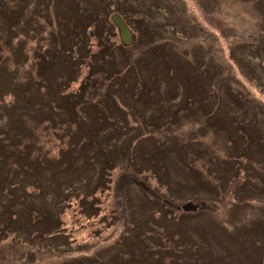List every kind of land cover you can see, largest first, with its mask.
<instances>
[{
	"label": "rangeland",
	"instance_id": "rangeland-1",
	"mask_svg": "<svg viewBox=\"0 0 264 264\" xmlns=\"http://www.w3.org/2000/svg\"><path fill=\"white\" fill-rule=\"evenodd\" d=\"M13 1L0 0L1 25L22 14ZM26 1L34 14L27 13L25 24L11 23L19 22L17 33L0 28V65L7 69L0 67V133L14 145L0 159V178L7 177L0 223L8 221L6 232L0 228V264H264V0H104L116 2L109 12L117 6L141 35L138 85L131 84L132 95L115 98L104 96L100 82L88 94L94 102L71 104L67 96L86 91L80 84L88 83L89 61L78 76L66 73L72 83L63 91L71 94L61 92L66 83L55 74L65 77L68 57L51 66L36 61L69 36L57 39L61 25L58 32L44 14L45 0ZM66 1L65 13L81 23L86 1L107 6ZM92 44L95 52V39ZM36 69L42 88L30 84ZM132 111L149 127L166 116L171 121L174 111L182 116L176 127L156 129L136 147L132 132L113 144L116 128L134 124ZM50 112L57 118L52 123ZM87 123L99 139L93 136V153L123 152L108 155L112 165L92 166ZM187 201L204 205L184 212ZM39 212L60 215L68 249L48 233L57 221L44 222Z\"/></svg>",
	"mask_w": 264,
	"mask_h": 264
},
{
	"label": "trees",
	"instance_id": "trees-1",
	"mask_svg": "<svg viewBox=\"0 0 264 264\" xmlns=\"http://www.w3.org/2000/svg\"><path fill=\"white\" fill-rule=\"evenodd\" d=\"M119 1H117V3H119ZM13 2H17V1L14 0ZM38 2H40V1H38ZM60 2L66 4V9L64 11H62L60 9V7H61ZM104 2H106V4H107V6H105V7L101 6V4H94L93 2L90 4V1H86V4H88L87 7L89 8V10L86 13V18L83 20V23H81L80 17H76L72 20L65 13V11L68 9V5H67L68 2L66 0H45L42 4L43 8L45 9L44 14L47 13L46 15L50 18L51 22L55 24L58 32H59V27L61 25L62 31L59 32L57 39L61 40L63 36L68 35L69 40H70V42H68L67 44H64L61 42H60V44L58 43L59 44V45H57L58 48H54V47L48 48L47 47L41 53L39 52V55H38L37 61H36L39 63H44L45 66H47V65L51 66L55 62H58V61L63 63V61H64L63 56L68 57L65 59V62H66V67H65L66 71L64 74L65 77H62L63 74L58 73V72L55 74V77L58 75L57 76L58 80L60 82H62V84H63V82L66 83V84H63V89L61 92H65L68 95L71 94V92L63 91L68 86H70L69 84L72 83V80L70 82H68V80H67L68 75L66 73H68L69 70H71V72L73 70L74 73H75V71H77V76H78L80 66L85 65L87 60L89 61L88 73L90 74L89 75L90 77L87 76L88 77V83L86 80L84 82V84H82V83L80 84V87H85L86 91L80 92L77 96L74 97V99L67 96L66 98H68L69 101L68 100L67 101L69 102V104H71L72 102L75 103L76 101H79V100H82V102L85 100L86 103L90 100H92L94 102L93 99L88 97V94L91 92H94V91H99V90H95L94 88L95 87L98 88V85L100 82H102L101 84L104 87H106L105 90H107L104 92V96L105 97H107V96L108 97H114L115 96V98L120 93H123L122 94L123 96H126L128 94L132 95V93L130 92L131 84H132V88H135L138 85V81L135 79L134 74H135V68L139 70L141 68V64L138 62V56L135 55V51H137L139 49L138 43H139V40L141 38V35L140 34L138 35L136 33V31L133 30L134 35H135L134 43L136 42L134 45L132 44L133 47L135 46L134 47V54H132V52L130 51L131 46H126L125 44H123L121 42V40H119V43H118V39H117V37L119 35L118 28L115 25V23L113 22L111 15L113 12H119L124 17V14L122 13L121 10L117 9V6H114V8H113L114 10L109 12V10H111L112 5H114V3H116V2H114V1H111V2L104 1ZM17 3H18V9H16V10L14 9V11L17 12L18 10L21 9L23 12H22V14H20L19 12L16 13V19L15 20L18 21V19H20V20H22V23L25 24V20H27V13L30 11L31 15L34 14V5L32 2H27L26 0L25 1L19 0ZM0 4L2 7L5 8V6L1 2H0ZM129 6H131V4H129ZM106 9H108V10H106ZM125 9H128V8H125ZM8 10L10 11V8H8ZM24 11L26 12L25 17H23L25 15ZM15 20H9L8 22H5L2 25L0 24V28L4 27L8 33L15 35L17 33L16 30L19 27V24H18L19 22L12 24L13 25V27H12L11 23L15 22ZM125 20H126V18H125ZM127 23L129 25L131 24V23H129V21H127ZM34 27H35V25L33 24L32 30ZM130 27L133 29V27L131 25H130ZM56 34H57V32H56ZM143 36L146 37V33H144ZM11 37L12 36H10V38ZM40 38H41V36L40 37L38 36L39 40H40ZM44 38H45V36H44ZM93 39H95V46L97 48L95 50V52L93 50L94 45L92 44ZM45 40L47 43L54 42L50 38H45ZM45 40L43 42V45H47ZM9 42H10V39L6 41L5 45H7ZM157 44H159V43H157ZM42 56L44 59L42 58ZM38 59H40V61H38ZM121 61L123 62V65L120 66L119 64ZM125 61H127V62L125 63ZM0 67L2 68L3 71H7L4 64H1ZM37 72H38V75H37ZM45 73H49V71H47ZM41 74H43V73L39 72L36 69L35 73L30 76V80L31 79L34 80V81L31 80L30 84H33L35 82V84L39 88H42L39 85V83L42 84V82H43L42 76L40 79ZM70 75H72V74L70 73ZM153 76H154V74H153ZM38 77H39V80H37ZM73 81H75V79H73ZM104 96H103V99H104ZM25 97H27V96H25ZM115 98H113L114 101H116ZM118 98H119V96H118ZM149 102L151 103L150 100H149ZM119 106H121V105L119 104ZM80 107H81V105H80ZM80 107H77V112L80 115H83V109L81 108V110H80ZM157 109H160V108H157ZM109 111L111 112L110 109H109ZM135 112L136 111H132V118L134 117L132 122L135 120L134 124H132V127L130 126L129 123L128 124H122V126H127V127L123 128L122 130L116 128L115 132H113L111 134V141L113 144L118 142V141L121 142L122 138H125L127 133L132 132L130 134V138H132V146L136 147L137 145H139V141H141L143 138H145L147 136H152L154 133H156L155 132L156 129H161V128H165V127H170V128L176 127L177 126L175 124L176 120L178 119L179 116H182V114L179 111H174V118L171 121H169V119H167L169 117L166 116L162 119L164 121L157 120L158 125L156 127H149V124H151V123L148 122L145 118H141V117L136 116ZM48 114H49V118H50V123H52V120L54 121L56 117L53 115L52 112H50ZM67 114L69 116L68 120H71L70 114L69 113H67ZM165 119H167V120H165ZM56 120H57V118H56ZM58 122H59L58 124H60L61 121H58ZM68 123L70 124L71 128L74 127V123L70 122V121L65 122L64 125H67ZM90 126H92V125H89L86 134L90 135L89 143L91 144V147H92V149H91L92 150V154H91L92 156L90 157L92 160V163H91L92 166H95L96 163H98V162L101 163V165L105 164V163L112 165L116 160L113 162H108L107 161L108 155L110 154V155H113L115 157H120V155H123V152L115 151L116 147L112 148V149H108V150L106 147H103L104 153L101 154L100 156L96 153H93V151L95 149V145L93 142L94 141L93 136H95V140L97 142H99V139L97 137L98 136L97 132L94 131L92 129V127L90 128ZM106 132L107 131L105 130L104 133H106ZM1 134L2 133H0V156H1L0 159L2 160L3 157L5 158L10 153L13 152L14 145L10 144V141H8V139L3 140ZM155 137H157V136H155ZM31 143L32 142L29 141L27 144L29 145ZM199 152H200V149H199ZM69 154H71V152H69ZM106 154H107V157H105ZM119 159H122V158H119ZM149 160H150V158L148 159V161ZM168 161H169V163L176 166L177 161H173V160H168ZM135 163H137L136 160H132V169L133 170H139L140 168L136 167ZM177 172H178V174L182 173V170H180V167L178 168ZM136 174H137V171H136ZM151 174L154 177L156 176L155 173L152 171H151ZM157 179H158L159 184L160 183L163 184V178L159 174H157ZM6 180H7V177L2 178V179L0 178V191H3L5 189ZM59 180H60V178H57L56 182L59 183ZM220 182H221V180H220ZM8 184H10L9 181H8ZM215 185H217V183H215ZM238 202L244 203L245 199L240 200ZM13 205L14 204H10L8 206V208L6 207L5 208L6 212H8L9 207H14ZM164 206L168 207L167 205H164ZM49 213H50V211H48V214ZM10 214L12 216V213H10ZM39 214H40V212H39ZM40 215L43 217L44 222H47L46 219L48 220V222L57 221L56 226L49 228L48 233H50V234L53 233L54 237L56 235H59V236H57L58 246H63L62 251L68 249L70 247V245H69V243L67 245V241L63 237V235L66 234V232L64 231L65 229L62 230L63 232L59 231V228L61 225V219H58V218H60V215H57V214L53 215L52 214L53 217L49 216L50 218L47 216H43L42 214H40ZM11 216L9 218H11ZM55 216H56V218L54 219ZM7 226H8V221L5 218L2 221V224L0 223V228L2 227V229H4V231L6 232V230L8 229ZM44 233H46V232H44Z\"/></svg>",
	"mask_w": 264,
	"mask_h": 264
},
{
	"label": "water",
	"instance_id": "water-1",
	"mask_svg": "<svg viewBox=\"0 0 264 264\" xmlns=\"http://www.w3.org/2000/svg\"><path fill=\"white\" fill-rule=\"evenodd\" d=\"M112 19L119 29L121 41L124 44H132L134 41V33L123 17L119 13H114ZM182 208L185 211H196L199 208V204L188 201L182 205Z\"/></svg>",
	"mask_w": 264,
	"mask_h": 264
}]
</instances>
